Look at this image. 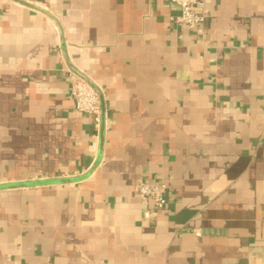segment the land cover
Segmentation results:
<instances>
[{"label": "crops", "instance_id": "1", "mask_svg": "<svg viewBox=\"0 0 264 264\" xmlns=\"http://www.w3.org/2000/svg\"><path fill=\"white\" fill-rule=\"evenodd\" d=\"M207 7L0 0V185L55 181L0 188V264H264V0Z\"/></svg>", "mask_w": 264, "mask_h": 264}, {"label": "built area", "instance_id": "2", "mask_svg": "<svg viewBox=\"0 0 264 264\" xmlns=\"http://www.w3.org/2000/svg\"><path fill=\"white\" fill-rule=\"evenodd\" d=\"M180 6L181 12L176 20L190 28L202 29L208 20L209 0H166ZM221 56V54H219ZM70 74L74 77L71 93L75 98V108L80 112L89 114L98 129L102 123V90L99 86L90 82V79L81 70H72ZM139 196L144 204L150 200L153 202V209H146L144 215L150 217L154 210L163 208L168 198L166 195L167 186L164 182H151L148 178H140L137 182Z\"/></svg>", "mask_w": 264, "mask_h": 264}, {"label": "water", "instance_id": "3", "mask_svg": "<svg viewBox=\"0 0 264 264\" xmlns=\"http://www.w3.org/2000/svg\"><path fill=\"white\" fill-rule=\"evenodd\" d=\"M101 103H102V114L104 113L103 111V100L101 98ZM104 121L102 119V123H101V138L103 137V131H104ZM49 182H55L54 180H44V181H28V182H13L11 184H1L0 188L3 187H9V186H19V185H34V184H42V183H49Z\"/></svg>", "mask_w": 264, "mask_h": 264}]
</instances>
